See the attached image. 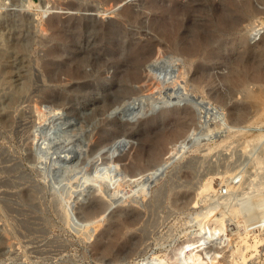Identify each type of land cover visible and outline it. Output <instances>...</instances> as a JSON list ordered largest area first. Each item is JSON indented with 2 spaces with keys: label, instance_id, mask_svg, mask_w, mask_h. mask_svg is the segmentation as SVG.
Listing matches in <instances>:
<instances>
[{
  "label": "rangeland",
  "instance_id": "1",
  "mask_svg": "<svg viewBox=\"0 0 264 264\" xmlns=\"http://www.w3.org/2000/svg\"><path fill=\"white\" fill-rule=\"evenodd\" d=\"M262 21L264 0H0V264H264Z\"/></svg>",
  "mask_w": 264,
  "mask_h": 264
},
{
  "label": "bare ground",
  "instance_id": "2",
  "mask_svg": "<svg viewBox=\"0 0 264 264\" xmlns=\"http://www.w3.org/2000/svg\"><path fill=\"white\" fill-rule=\"evenodd\" d=\"M134 6V5H133ZM135 8V7H134ZM128 11V10H127ZM173 11V10H172ZM174 13V12H173ZM139 14V13H138ZM164 17V16H163ZM162 17V18H163ZM167 17V16H166ZM177 17V16H176ZM133 18V17H132ZM163 21H164V19H162ZM165 20H167L166 18H165ZM169 20V19H168ZM174 20V19H173ZM166 22V21H165ZM167 22H169L170 23V21H167ZM254 22V21H253ZM164 23V22H163ZM167 24L166 26H163L164 28H160L161 30H159L158 32H157V36H159V39L160 40H164L166 43H168L169 45H170V48L171 49H175L176 48V42H177V40H178V37L176 36V30H174L175 28H174V23H170V24ZM178 24V23H177ZM250 24V23H249ZM165 25V24H164ZM252 25H253V23H252ZM175 26H176V23H175ZM178 26V25H177ZM258 26H260L259 28H257ZM250 27V26H249ZM57 28V27H56ZM224 28V27H223ZM226 28V27H225ZM180 29V28H179ZM221 29H222V27H221ZM264 29V21H262V22H259V25H257L255 28H253V29H251L252 31L250 32V34H249V36L251 37L250 39H252V40H254V39H257V37H260V35H261V31ZM223 30V29H222ZM221 31V30H220ZM203 36V35H202ZM211 37V36H210ZM147 38V37H146ZM149 41V40H148ZM182 41V40H181ZM196 43H198V42H196ZM152 44V43H151ZM208 43L206 42L205 44H204V47H207L208 45H207ZM158 45V44H157ZM160 45V44H159ZM196 47V46H195ZM163 51H165V50H163ZM147 54H148V51H147ZM82 56V55H81ZM84 56V55H83ZM150 57V56H149ZM76 58V57H75ZM153 60V59H152ZM79 61V60H78ZM75 63H73V65H74ZM78 64V63H77ZM79 66V65H78ZM166 70V69H165ZM164 71V70H163ZM242 74V73H241ZM252 75V74H251ZM136 76V75H135ZM153 76H154V80H155V82L158 84V86H159V88H160V85H162L161 83H163V81L162 80H160L157 76L158 75H156V73H153ZM73 79V78H72ZM201 79V78H200ZM136 81L135 82H137V83H145V78H143L141 75H139L138 77H136V79H135ZM261 81V80H260ZM135 82H133V83H135ZM156 84V85H157ZM150 86L152 85V84H149ZM149 85L147 86V87H149ZM155 85V84H154ZM11 87V86H10ZM21 88V87H20ZM141 88H142V86H141ZM158 87H156L155 86V89H157ZM144 89V88H143ZM143 89L142 90H140L141 92H143ZM152 90V87H150V88H147V90L146 91H151ZM16 91V90H15ZM153 91V90H152ZM139 92V91H138ZM12 93V92H11ZM137 93V92H136ZM13 95V94H12ZM132 96V95H131ZM42 114V113H41ZM166 116H170L168 113H163L162 115H161V117L159 118V122H163L164 120H167L168 118H170V117H166ZM187 116H189V114L188 113H185L184 114V116L183 117H181V118H175L174 120H175V122H176V125H175V127L174 128H171L170 130H162L158 135V138H159V141L157 142V144L156 145H158L159 144V146L162 144H160L159 142H166L167 141V143H172L171 145L172 146H174L180 139H182V138H185L186 137V135L189 133V130L191 129V127H192V125H191V122H190V120L192 121V118L188 121V118H187ZM166 117V118H165ZM190 118V117H189ZM40 119V118H39ZM42 120V119H41ZM174 122V123H175ZM155 135V134H154ZM156 136V135H155ZM46 138V137H45ZM44 139V138H43ZM151 142V141H150ZM156 142V141H155ZM154 142V143H155ZM46 144H47V142H46ZM155 146V145H154ZM164 146V145H163ZM150 147V146H149ZM153 147V146H152ZM151 147V148H152ZM150 148V149H151ZM166 148V147H165ZM157 149V148H156ZM170 150H173V148L172 149H170ZM148 151H149V149H148ZM162 151L163 150H155V149H151L150 150V152L148 153V152H145V153H147V155L146 156H148V158H152V165L151 166H149V167H147V168H145L144 170H142V171H140L139 169H141L142 168V166H143V164H141V162L143 161L142 160V157H143V155L138 151V152H136L135 151V154L132 156V158H133V163H131L132 164V172H133V175L134 176H136V175H139V176H141V175H143V176H145V175H147V174H149V171H151V170H153V169H155V168H157L163 161H162V159H161V155H162ZM167 153H171L172 154V152H167ZM170 154V155H171ZM145 155V154H144ZM125 159V158H124ZM130 164V165H131ZM129 165V166H130ZM129 168V167H128ZM130 168H131V166H130ZM147 169V170H146ZM131 176H132V173L130 174Z\"/></svg>",
  "mask_w": 264,
  "mask_h": 264
},
{
  "label": "water",
  "instance_id": "3",
  "mask_svg": "<svg viewBox=\"0 0 264 264\" xmlns=\"http://www.w3.org/2000/svg\"><path fill=\"white\" fill-rule=\"evenodd\" d=\"M251 43H253V42L251 41Z\"/></svg>",
  "mask_w": 264,
  "mask_h": 264
}]
</instances>
